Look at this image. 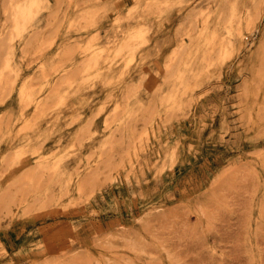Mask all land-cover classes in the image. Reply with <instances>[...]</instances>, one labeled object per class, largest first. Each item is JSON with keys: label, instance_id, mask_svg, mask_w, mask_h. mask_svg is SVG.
I'll return each mask as SVG.
<instances>
[{"label": "rangeland", "instance_id": "obj_1", "mask_svg": "<svg viewBox=\"0 0 264 264\" xmlns=\"http://www.w3.org/2000/svg\"><path fill=\"white\" fill-rule=\"evenodd\" d=\"M99 3L109 12L86 20L87 0H45L18 34L0 0V52L13 45L21 68L14 90V74L0 76V264H264V0ZM202 15L222 33L239 19L243 36L226 56L211 48L192 92L163 112ZM139 25L123 78L38 117L20 101L25 80L37 92L51 75L43 62L75 51L55 84L81 67L78 43L106 49Z\"/></svg>", "mask_w": 264, "mask_h": 264}, {"label": "bare ground", "instance_id": "obj_2", "mask_svg": "<svg viewBox=\"0 0 264 264\" xmlns=\"http://www.w3.org/2000/svg\"><path fill=\"white\" fill-rule=\"evenodd\" d=\"M111 1L114 3L117 2V0ZM8 2L10 15L18 34H22L35 27L34 21L37 13L43 9L45 5V0H8ZM87 3L88 9L83 16V19L86 20H92L96 10H103L106 14L110 10L100 4L99 0H87ZM231 11L232 16L235 17V8L233 7ZM117 14L118 13H116V15ZM247 15L248 18H250L247 21L248 25H251L250 12H248ZM115 22L117 27H121L119 16L115 18ZM201 22L202 27L199 36L187 48V52L174 78L168 83L165 95L162 96L160 106L163 108V110H161L163 112L172 110L179 105L177 99L180 92L183 95L192 92L196 86L198 77H200L206 69L205 59L211 48L217 45L220 46L221 49H223V55L226 56L229 53L227 52L228 48H233L243 36L240 28L242 22L239 19L238 28L234 31L228 28L225 33H222L219 26L212 27L210 17L207 15H202ZM143 39L144 27L139 25L127 30L126 34L118 41L117 45L106 49L102 48L91 51L92 46L88 45L85 47L78 43L76 51H78L80 56L78 61L81 63V67L77 68L72 76L60 78V81L57 82L56 80L55 84H53L56 77L68 74L69 70L76 65L73 57V52L75 51L73 50L66 53V58L68 59L66 65L58 66L57 64L51 65L43 62L40 66L41 71L46 74V72L50 70L52 71L51 75L43 76L41 89L37 92L29 84V80H25L18 92L20 101L25 103L27 107L30 106L33 116L38 117L44 115L45 110L54 102H56L55 106L57 107L65 105L71 94H79L82 88L88 83H91L93 87H95L98 82L112 84L118 78L121 79L124 77L125 72H120V70L118 71L117 69H119L118 67H120L122 62L128 65L129 62L136 58L138 54L136 51ZM0 47H3L1 43ZM179 48L183 49V46L181 45ZM197 56H200L201 62L198 65H194L193 60ZM16 59L17 52L14 51V46L11 44L7 46V52H0V76L3 75L5 71L13 73L15 76V80L10 83L11 90H14L15 82L21 75V68ZM45 90L47 91L46 95ZM121 121L123 120H120V122ZM150 125H153L152 122ZM24 127L29 129L34 127L33 117L30 121L25 122ZM52 169L56 175L67 174L60 161L55 162L52 165ZM65 182L66 185L69 184V176H67Z\"/></svg>", "mask_w": 264, "mask_h": 264}]
</instances>
